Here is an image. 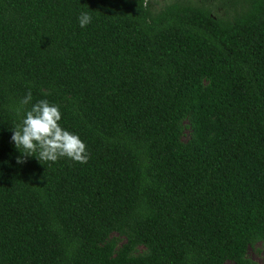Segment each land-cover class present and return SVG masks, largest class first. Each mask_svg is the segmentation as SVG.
<instances>
[{"label": "trees", "instance_id": "1", "mask_svg": "<svg viewBox=\"0 0 264 264\" xmlns=\"http://www.w3.org/2000/svg\"><path fill=\"white\" fill-rule=\"evenodd\" d=\"M40 100L87 163L17 164ZM258 243L264 0H0V264H255Z\"/></svg>", "mask_w": 264, "mask_h": 264}, {"label": "clouds", "instance_id": "2", "mask_svg": "<svg viewBox=\"0 0 264 264\" xmlns=\"http://www.w3.org/2000/svg\"><path fill=\"white\" fill-rule=\"evenodd\" d=\"M91 19L89 14L81 13L78 17L79 26L85 27ZM31 100V92H28L21 100V105H28ZM60 120L59 107L47 100L36 102L26 111L11 135V142L21 154L17 157V164L24 163L25 157H35L45 162L68 158L74 162L87 163L89 157L86 145L78 135L63 129Z\"/></svg>", "mask_w": 264, "mask_h": 264}, {"label": "rangeland", "instance_id": "3", "mask_svg": "<svg viewBox=\"0 0 264 264\" xmlns=\"http://www.w3.org/2000/svg\"><path fill=\"white\" fill-rule=\"evenodd\" d=\"M263 249L264 246L261 243L256 244L253 248L248 250V258H250L255 264H264L262 256ZM226 264L230 263L227 262Z\"/></svg>", "mask_w": 264, "mask_h": 264}]
</instances>
